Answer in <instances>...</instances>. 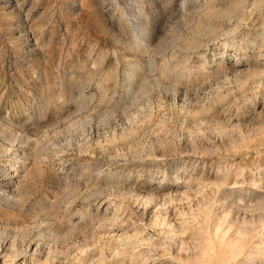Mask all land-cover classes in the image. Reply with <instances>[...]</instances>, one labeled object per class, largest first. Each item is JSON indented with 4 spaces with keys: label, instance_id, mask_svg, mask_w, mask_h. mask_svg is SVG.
<instances>
[{
    "label": "rangeland",
    "instance_id": "374dc122",
    "mask_svg": "<svg viewBox=\"0 0 264 264\" xmlns=\"http://www.w3.org/2000/svg\"><path fill=\"white\" fill-rule=\"evenodd\" d=\"M0 264H264V0H0Z\"/></svg>",
    "mask_w": 264,
    "mask_h": 264
},
{
    "label": "bare ground",
    "instance_id": "6f19581e",
    "mask_svg": "<svg viewBox=\"0 0 264 264\" xmlns=\"http://www.w3.org/2000/svg\"><path fill=\"white\" fill-rule=\"evenodd\" d=\"M246 232H248L247 230H243V231H241V239L239 240L240 241V243H242L241 245L242 246H240L239 248H237L235 251H234V254H239L242 250H244L245 248H246V244L249 242V241H252V238H250V239H248L247 237H246V235H247V233ZM249 245V244H248Z\"/></svg>",
    "mask_w": 264,
    "mask_h": 264
}]
</instances>
